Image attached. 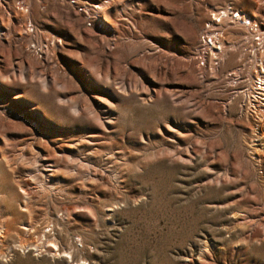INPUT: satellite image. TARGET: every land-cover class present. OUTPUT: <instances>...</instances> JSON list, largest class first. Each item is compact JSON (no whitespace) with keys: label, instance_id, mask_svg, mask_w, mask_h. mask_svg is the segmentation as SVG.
<instances>
[{"label":"rangeland","instance_id":"374dc122","mask_svg":"<svg viewBox=\"0 0 264 264\" xmlns=\"http://www.w3.org/2000/svg\"><path fill=\"white\" fill-rule=\"evenodd\" d=\"M89 1L0 0V264H264V121L197 71L205 0Z\"/></svg>","mask_w":264,"mask_h":264},{"label":"built area","instance_id":"2783aa9c","mask_svg":"<svg viewBox=\"0 0 264 264\" xmlns=\"http://www.w3.org/2000/svg\"><path fill=\"white\" fill-rule=\"evenodd\" d=\"M84 12L89 25L101 18L99 3L69 0ZM24 9L23 1L18 2ZM209 17L198 31L191 57L200 74H210L230 87L231 97L238 100L241 111L256 123L264 121V16L252 15L236 6L233 0L213 5L205 0ZM240 30V31H236ZM234 38L228 39L229 32ZM235 64L223 69L230 52Z\"/></svg>","mask_w":264,"mask_h":264},{"label":"bare ground","instance_id":"6f19581e","mask_svg":"<svg viewBox=\"0 0 264 264\" xmlns=\"http://www.w3.org/2000/svg\"><path fill=\"white\" fill-rule=\"evenodd\" d=\"M104 6V7H103ZM102 7V12H104L105 11V8H106V4H104ZM264 134V133H263Z\"/></svg>","mask_w":264,"mask_h":264}]
</instances>
